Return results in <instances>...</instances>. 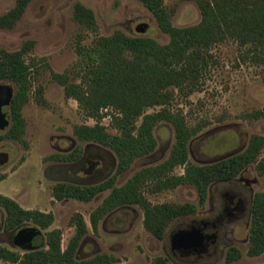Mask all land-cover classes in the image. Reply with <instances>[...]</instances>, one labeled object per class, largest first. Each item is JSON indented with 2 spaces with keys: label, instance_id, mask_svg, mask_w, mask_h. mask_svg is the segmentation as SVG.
<instances>
[{
  "label": "rangeland",
  "instance_id": "obj_1",
  "mask_svg": "<svg viewBox=\"0 0 264 264\" xmlns=\"http://www.w3.org/2000/svg\"><path fill=\"white\" fill-rule=\"evenodd\" d=\"M76 2H82L94 10L100 25L99 34L110 35L122 30L128 35L150 36L162 44L170 41L153 13L139 0H34L13 29L0 28V48L13 51L25 41L34 40L35 45L28 60L38 62L33 69L35 82L32 97L23 109L27 144L0 138V176H5L4 179L0 178V193L14 198L24 208L52 211L56 219L50 228L62 229L63 248H67L76 233L72 218L80 213L89 231L78 248L79 259L107 253L118 259L113 264H161L162 260L165 261L162 264H264V252L258 256L248 254L254 196L264 191V175L257 169L259 161H264V148L257 161L249 164L235 180L211 184L204 203L200 201L197 187L192 184H182L156 193L147 191V198L154 204L195 205L192 214L170 223L162 239L145 228L144 211L138 205L114 210L100 221L98 230L94 231L91 214L103 203L110 189L90 202L54 198L52 188L56 182L96 184L112 176L118 163L111 149L78 139L74 126L94 124L95 120L86 117L78 102L67 97L63 86L52 78L53 71L65 72L79 62L75 43L82 30L73 17ZM164 2L173 13L174 25L183 27L201 21L202 14L196 1ZM15 3L16 0H0V15ZM84 36L83 42L87 44L96 37L92 32ZM210 52L213 57L199 87L188 94L176 91L172 102V108L180 110L190 125L207 124L189 143V159L194 164L236 155L247 148L254 135L264 137V118L257 121L245 119L247 113L264 107V60L258 59L253 46L241 45L233 39L216 43ZM42 58L45 60L41 63ZM1 82L15 92L13 82ZM39 86L44 89V104L38 101L36 92ZM158 109L150 108L149 112ZM106 112L109 111L106 109ZM102 123L110 131H116L110 125V115L105 116ZM9 125L0 129V134L6 132ZM155 135L158 139L155 150L137 159L127 172L119 175L117 186L125 184L141 168L159 164L169 157L175 142L174 127L168 122H161L155 128ZM78 148L83 149V154L74 159L79 154ZM57 154H70L74 160L51 158ZM183 173L182 166L174 170L176 175ZM228 197L240 200V209L238 215L228 217L210 252L186 255L172 250L171 233L185 228L191 218H214L227 207ZM5 214L0 206V243L18 249L13 240L16 233L4 230ZM232 246L237 247L242 255L229 263L226 254ZM0 264L15 263L0 258Z\"/></svg>",
  "mask_w": 264,
  "mask_h": 264
},
{
  "label": "trees",
  "instance_id": "obj_2",
  "mask_svg": "<svg viewBox=\"0 0 264 264\" xmlns=\"http://www.w3.org/2000/svg\"><path fill=\"white\" fill-rule=\"evenodd\" d=\"M33 1L16 0L11 9L0 15V28L13 29ZM139 1L153 13L160 29L169 35L168 43L162 44L150 36L128 35L122 30L110 35L99 34L100 25L94 10L82 2L74 4L73 17L82 30L75 43L79 62L65 72L53 71L52 78L63 86L67 97L78 102L86 117L95 120L94 124L74 126L78 139L111 149L118 163L115 173L101 182L83 185L58 181L52 191L57 200L75 198L90 202L110 189L103 203L91 214L94 231L114 210L138 205L144 211L145 228L162 239L170 223L192 214L195 205L154 204L147 198V191L156 193L192 184L197 187L200 201L204 203L211 184L237 178L249 164L257 161L264 148V137L254 135L247 148L236 155L211 163H191L189 143L207 124L190 125L180 110L172 108L176 91L188 94L199 87L213 57L210 49L216 43L233 39L241 45L253 46L258 59L264 60V0H194L201 10V21L183 27L173 24V13L164 0ZM87 32L96 35L90 44L83 42ZM34 45V40H27L17 50L0 48V82L9 80L16 86L10 105L11 123L0 138H10L25 145L23 109L32 97L33 69L38 63L35 59L28 60ZM43 92V86H39L36 92L38 101L44 104ZM155 107L159 109L149 112ZM107 115L111 116L110 125L115 132L102 123ZM261 118H264V107L245 115L249 121ZM161 122H168L175 129V142L169 157L159 164L141 168L125 184L117 186L119 175L127 172L137 159L155 150L158 144L155 128ZM78 151L74 159L83 154L82 148ZM51 158L59 161L73 159L70 154H57ZM178 166L184 168L181 175L174 174ZM257 169L264 175L263 160L259 161ZM0 206L6 212L5 231L15 234L27 225L40 230L31 250L11 249L0 243V258L4 261L15 264H113L118 261L107 253H97L89 259L78 258L80 243L89 231L80 213L72 218L76 233L67 248H63L62 229L50 228L56 219L52 211L24 208L3 193H0ZM263 252L264 191L254 196L248 254L258 256ZM241 255L242 252L232 246L227 251L226 261H236ZM164 262L162 260L161 264Z\"/></svg>",
  "mask_w": 264,
  "mask_h": 264
},
{
  "label": "flooded vegetation",
  "instance_id": "obj_3",
  "mask_svg": "<svg viewBox=\"0 0 264 264\" xmlns=\"http://www.w3.org/2000/svg\"><path fill=\"white\" fill-rule=\"evenodd\" d=\"M215 161V160H214ZM235 180V179H233ZM230 180V181H233ZM226 182V181H225ZM228 182V181H227ZM227 207L224 208L221 212L215 215L214 218L210 219H196L191 218L189 222L186 223L185 228L179 229L178 232L170 234V242L173 251H179L181 254L186 255H201L210 252L212 248L217 243L218 233L225 223L228 221V217L238 215L237 212L240 209L241 201H235V199L229 198L226 200ZM199 231L203 236V242L200 246H191V247H180L179 249L173 248L172 239L179 234V232L192 233L193 231Z\"/></svg>",
  "mask_w": 264,
  "mask_h": 264
},
{
  "label": "water",
  "instance_id": "obj_4",
  "mask_svg": "<svg viewBox=\"0 0 264 264\" xmlns=\"http://www.w3.org/2000/svg\"><path fill=\"white\" fill-rule=\"evenodd\" d=\"M13 95L14 92L9 88V86L0 82V129H4L11 123L10 105ZM87 173H90V171H87ZM39 233L40 230H38L35 226L23 227L14 236V244L22 250H31L34 248V238L39 235ZM202 242L203 236L198 230H194L192 233L179 232V234L172 239V246L173 248L179 249L180 247L186 248L191 246H200L202 245Z\"/></svg>",
  "mask_w": 264,
  "mask_h": 264
}]
</instances>
